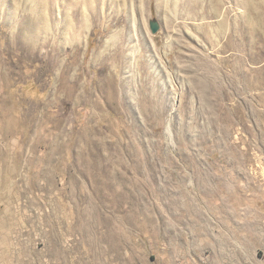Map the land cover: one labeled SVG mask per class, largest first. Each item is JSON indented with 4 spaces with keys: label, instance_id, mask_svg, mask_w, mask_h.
I'll return each mask as SVG.
<instances>
[{
    "label": "rangeland",
    "instance_id": "rangeland-1",
    "mask_svg": "<svg viewBox=\"0 0 264 264\" xmlns=\"http://www.w3.org/2000/svg\"><path fill=\"white\" fill-rule=\"evenodd\" d=\"M80 1L0 0V264H264V0Z\"/></svg>",
    "mask_w": 264,
    "mask_h": 264
},
{
    "label": "bare ground",
    "instance_id": "bare-ground-1",
    "mask_svg": "<svg viewBox=\"0 0 264 264\" xmlns=\"http://www.w3.org/2000/svg\"><path fill=\"white\" fill-rule=\"evenodd\" d=\"M193 2H195V1H193ZM79 9L81 10V11H78L77 10V16L79 17L78 19H80L79 20V23H77L78 25H79V29H81V30H83L85 27H86V23H85V21L87 22L88 20H89V18H88V14H87V10H89L88 12L91 14L92 13V16L93 17H95L96 15L98 16V9H97V7L100 5V4H103V0H81L80 2H79ZM188 8H190V6L188 7ZM191 9V8H190ZM196 9V8H195ZM187 10V9H186ZM189 10V9H188ZM41 13V12H40ZM39 13V14H40ZM181 13V12H180ZM184 13V12H183ZM187 12H185L184 14H186ZM45 14V13H44ZM43 14V15H44ZM40 15H42V14H40ZM177 16L179 15V14H176ZM182 15V14H181ZM34 16V15H33ZM45 16V15H44ZM44 16H35V17H39L38 18V20H37V23H35V22H31V23H34L33 25L32 24H27V21H26V24H25V27L24 28H21V30L22 31H24V35L27 33V34H30V36L32 37L31 39H36V38H38V37H40L39 36V32H38V29H39V20H45V19H47V17H45L44 18ZM174 16V15H173ZM176 16V17H177ZM180 16V15H179ZM32 17V16H31ZM35 17H33V18H35ZM72 17V16H71ZM172 18V17H171ZM174 19H175V17H173ZM172 18V19H173ZM30 19V18H29ZM32 19V18H31ZM67 19H69V18H67ZM72 19V18H71ZM71 19H69V20H71ZM174 19H173V21H174ZM32 20H34V19H32ZM64 20H66V19H64ZM63 20V21H64ZM171 20V19H170ZM19 21V20H18ZM31 21V20H30ZM23 22V21H22ZM41 22V21H40ZM61 22V21H60ZM69 22V24H70V21H68ZM74 22V21H73ZM46 22H44L42 25L43 26H41V27H44V24H45ZM64 23H65V21H64ZM63 23V24H64ZM169 23V20L167 21V24ZM170 23H173V22H170ZM170 23L168 24V25H170ZM62 24V23H61ZM62 24V25H63ZM77 25V26H78ZM23 26H24V24H23ZM22 26V27H23ZM46 26H47V23H46ZM67 26V25H66ZM71 27L69 28V29H75V28H72V27H75V26H73V25H70ZM171 26V25H170ZM67 27H69V26H67ZM16 28V27H15ZM169 28V27H168ZM13 29V28H12ZM43 28H41V30H42ZM20 30V31H21ZM19 31V30H18ZM19 31V32H20ZM45 31V29L43 30V33L45 34L46 32H44ZM47 31V30H46ZM68 31V30H67ZM48 32V31H47ZM69 32H70V30H69ZM17 33V32H16ZM23 34V33H22ZM47 34V33H46ZM45 34V35H46ZM66 34H68V33H66ZM16 35H18V34H16ZM71 35V34H70ZM13 36V35H12ZM14 36H15V33H14ZM42 36V35H41ZM47 36V35H46ZM16 37V36H15ZM25 37V39H26V37L27 36H24ZM67 37H68V35H67ZM28 38H30V37H27V40H28ZM44 38V37H43ZM45 38H47V37H45ZM71 37L69 36V38H67V39H70ZM73 38H75V36H73ZM80 38V37H79ZM78 38V39H79ZM39 39V38H38ZM41 39V38H40ZM119 39V38H118ZM117 39V40H118ZM121 39V38H120ZM118 40V42L119 41H121V40ZM26 40V41H27ZM43 40V39H42ZM41 40V41H42ZM73 40V39H72ZM12 41V40H11ZM38 41V40H37ZM37 41H35L36 43H38ZM77 41V40H76ZM67 42H69V40L67 41ZM40 43V42H39ZM115 43H117V41L115 42ZM120 43V42H119ZM44 44H45V42H44ZM113 44V43H112ZM33 45H35V43L33 44ZM45 46V45H44ZM26 47V46H25ZM120 48L121 47H119L118 49H117V53L115 54V59L113 58V60H121V59H123V55H124V53H126V52H122L121 50H120ZM40 51H41V48L39 49ZM35 52V51H34ZM40 53V52H39ZM38 53V54H39ZM110 54V53H109ZM114 54V53H113ZM127 57V56H126ZM106 60L108 59V57H106L105 58ZM109 60V59H108ZM139 63H141V61L139 62ZM116 65V64H115ZM139 65V64H138ZM147 67V66H146ZM112 70H113V67H112ZM114 70H115V68H114ZM116 71V70H115ZM150 73V72H149ZM109 74V73H108ZM148 75V74H147ZM149 79V78H148ZM121 82V81H120ZM143 82V81H142ZM145 83V82H144ZM143 83V84H144ZM140 85H142V84H140ZM109 86H110V88L111 89H113L114 88V82H110L109 83ZM143 86V85H142ZM147 86V85H146ZM120 87V86H119ZM132 87V86H131ZM131 87H129L130 88V90H131ZM141 87V86H140ZM144 87V86H143ZM128 88V89H129ZM133 89H134V87H132ZM139 88V87H138ZM121 89V88H120ZM141 89V88H140ZM143 89V88H142ZM126 90V89H125ZM139 92H143V90L141 91H139ZM147 92V91H146ZM144 93V92H143ZM142 93V94H143ZM102 94V93H101ZM141 94V93H140ZM92 95V94H91ZM145 95V94H144ZM130 96V95H129ZM120 97H122V96H120ZM94 98V97H93ZM116 98V97H115ZM109 99V98H108ZM122 99V98H121ZM143 99V98H142ZM91 101H92V99H91ZM99 102H100V100H98ZM151 101V100H150ZM155 101V100H154ZM88 102V101H87ZM122 102V101H121ZM153 102V101H152ZM128 103V102H127ZM103 104V103H102ZM120 104V103H119ZM124 104V103H123ZM92 105V104H91ZM121 105V104H120ZM94 107V106H93ZM90 108H92V107H90ZM94 109V108H93ZM97 109V108H96ZM125 109V108H124ZM90 110V109H89ZM97 111V110H96ZM127 111V110H126ZM94 112V111H93ZM88 113V112H87ZM102 113V112H101ZM105 113V112H104ZM103 113V114H104ZM91 114V113H90ZM100 114V113H99ZM96 116V115H95ZM94 117V116H93ZM89 121H91V120H89ZM92 121H94V120H92ZM100 122V121H99ZM96 124H97V122H96ZM94 125H95V123H94ZM103 126V125H102ZM100 127V126H99ZM103 128V127H102ZM88 129V128H87ZM90 129V128H89ZM98 130V129H97ZM89 131V130H88ZM104 131V130H103ZM100 132V131H99ZM87 133V132H86ZM91 133H93V131L91 132ZM95 133H97V132H95ZM92 135V134H91ZM93 136V135H92ZM97 136V135H96ZM91 137V136H90ZM92 138V137H91ZM94 138H92V140H93ZM96 139V138H95ZM94 139V140H95ZM95 143V142H94ZM92 144V143H91ZM90 145V144H89ZM88 145V146H89ZM88 148V147H87ZM188 193V192H187ZM192 194V193H191ZM190 196V195H189ZM189 198V197H188ZM221 255V254H220ZM217 263V262H216Z\"/></svg>",
    "mask_w": 264,
    "mask_h": 264
},
{
    "label": "water",
    "instance_id": "water-1",
    "mask_svg": "<svg viewBox=\"0 0 264 264\" xmlns=\"http://www.w3.org/2000/svg\"><path fill=\"white\" fill-rule=\"evenodd\" d=\"M152 28H153V33H157V26L155 24L152 25Z\"/></svg>",
    "mask_w": 264,
    "mask_h": 264
}]
</instances>
